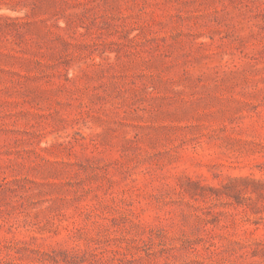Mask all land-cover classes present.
I'll list each match as a JSON object with an SVG mask.
<instances>
[{
  "label": "rangeland",
  "instance_id": "obj_1",
  "mask_svg": "<svg viewBox=\"0 0 264 264\" xmlns=\"http://www.w3.org/2000/svg\"><path fill=\"white\" fill-rule=\"evenodd\" d=\"M0 264H264V0H0Z\"/></svg>",
  "mask_w": 264,
  "mask_h": 264
}]
</instances>
